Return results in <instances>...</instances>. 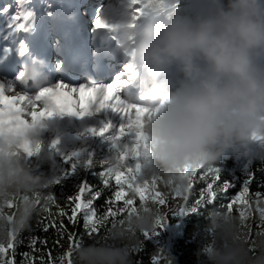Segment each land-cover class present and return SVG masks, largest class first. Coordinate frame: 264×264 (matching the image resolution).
<instances>
[{
	"label": "clouds",
	"instance_id": "obj_1",
	"mask_svg": "<svg viewBox=\"0 0 264 264\" xmlns=\"http://www.w3.org/2000/svg\"><path fill=\"white\" fill-rule=\"evenodd\" d=\"M199 2L194 13L162 15L163 5L153 0L143 27L125 31L117 49L129 72H140L145 82L143 94L126 102L147 110L139 129L144 139L135 158L137 176L141 184L155 182L165 193L184 186L188 173L213 165L230 150L264 141V0ZM166 3L173 6L172 0ZM30 60L47 77L43 86L60 71L38 56ZM40 86L39 79L30 81L35 92ZM44 131L42 124L0 138V245L30 230L43 208L51 206L55 185L26 162L32 157L51 161L41 141ZM119 164L117 157L107 161ZM248 199L264 207V196ZM55 208L62 210L59 204ZM173 210L146 199L123 223L105 228L112 222L101 221L106 235L65 253H72L71 264H133L130 253L140 247L141 236ZM208 228L213 240L194 253L196 264H264V216L252 205L243 215L234 208L212 213Z\"/></svg>",
	"mask_w": 264,
	"mask_h": 264
},
{
	"label": "snow or ice",
	"instance_id": "obj_2",
	"mask_svg": "<svg viewBox=\"0 0 264 264\" xmlns=\"http://www.w3.org/2000/svg\"><path fill=\"white\" fill-rule=\"evenodd\" d=\"M13 4L0 7V35L8 46L0 48V74L13 73L12 79H0V138L6 136H17L28 127H37L43 124V121L54 116L76 115L80 118L93 116L102 110H110L119 114L123 123L120 125L118 132L111 139L113 145L117 147L119 155L117 160L119 165H106L100 173L103 180V188L110 190L111 195L105 201L108 205L103 214H99L94 207V201L101 198L102 192H93V190L85 185L81 191L68 201L70 214L61 210L53 213L51 208L58 204L54 196L50 195L48 200L51 201L50 207L43 208L44 220H42V230L48 231L49 228L57 230V234L64 238L67 229L62 221H58L54 216L66 217L68 223L75 224L77 214L83 213V228L88 235H93L102 227L101 221H111L112 225L119 221L123 223V217L130 215L137 209L139 203L144 200H151L165 205L169 197L173 200H180L182 203L177 204L172 214L180 215L190 199V193L194 190V177L198 176L199 181H207V191L199 194L200 199L214 198L217 193L216 178L210 175H202L201 170L195 173H188L185 177L184 186H176L173 190L165 193L160 190L158 185L153 182L149 184L145 181L141 184L137 176L135 158L138 155V148L143 141V133L139 131L143 124V118L147 110L138 106L127 105L120 97L119 92L125 80L124 73L114 76V80L110 84L100 85H82L72 87L63 81L43 86L47 82V77H43L35 67L34 61L30 60L33 53L34 33L37 32L38 14L35 7L32 6V0H14ZM45 12L48 19L52 22L51 27L55 29L56 15L54 5L47 3ZM107 25L99 18L94 21L93 30L106 28ZM67 35L56 40L57 49L65 55L67 45ZM17 58L22 61V70L16 71ZM65 55V59L67 60ZM55 69H60L59 73L64 74V62H58ZM39 79L41 86L39 91L34 95H30L27 87L22 91H17V82L21 86H30V81ZM7 93H11L8 95ZM75 94V98H74ZM37 102L42 105V110L37 111ZM135 117H132V113ZM29 115L31 121L23 117ZM112 125L107 124L102 129H90L92 135H104L111 131ZM125 137L130 138V144L121 146L119 142ZM25 152L31 155L30 146L25 144ZM89 165L91 160L88 161ZM114 181V185H113ZM224 189H220L223 191ZM136 194V198H130L132 193ZM255 196H264L257 193ZM249 192L240 193L234 200L228 203V209L232 210L234 205L242 206L240 213L243 215L248 211L249 206H253V202L248 199ZM118 202H122L118 204ZM199 202V201H198ZM115 206L114 210L113 207ZM254 208L264 216V207H261L259 201L254 204ZM167 216L161 217L157 221L156 228L163 227ZM103 227L107 228L106 225ZM155 235V231L151 233ZM147 235V233H146ZM69 241H74L72 248L80 246V240L76 239L71 233L66 237ZM5 250L0 248V253ZM71 264L72 253H64L58 258H53L48 253L46 264Z\"/></svg>",
	"mask_w": 264,
	"mask_h": 264
},
{
	"label": "rangeland",
	"instance_id": "obj_3",
	"mask_svg": "<svg viewBox=\"0 0 264 264\" xmlns=\"http://www.w3.org/2000/svg\"><path fill=\"white\" fill-rule=\"evenodd\" d=\"M185 1L186 0H180L177 6L169 8L168 12L171 13L174 10L189 12L190 6H192L194 0H191L187 4H185ZM95 3H97L95 7H93L92 3L82 6L88 15V20L85 23V30L87 32L93 30L94 21L101 10L108 15V23L112 24V26L114 25L113 27H117L118 25L122 30L118 33L119 37H121L123 30L129 29L136 32L139 26L144 24L143 16H145V14H141L142 17L139 18L141 21H139L140 24L137 26L135 24L132 27H122L127 24V21L131 20L134 12L128 11V7L121 6L122 4L118 2V0H99ZM200 7L201 5L199 2L198 6L192 9V12L198 11ZM119 9L121 10L119 11ZM105 10L107 12H105ZM116 75L115 73L101 84H110ZM56 82L61 81L57 80ZM79 85L91 86L93 84L81 83ZM122 100L124 102L127 101L125 99ZM40 110H42V105L39 103L37 104V111ZM132 117H135V113H132ZM23 118L27 119L29 122L31 121L29 115H25ZM122 123L123 121L119 114L113 112L106 113V110H102L93 116H86L83 118L76 115H65L54 116L43 121L45 131L41 136V141L44 151L51 155L52 159L51 161L44 162L36 157H32L26 162L33 168L35 174L48 177L52 181L55 186L51 195L55 197L56 202L60 205L62 210L70 212V207L67 204L69 199L74 198L85 185L89 186L93 192L103 186L100 173L107 165V161L119 155V151L117 147L113 145L111 138L116 135ZM107 124L112 125L110 132L104 135L91 134L90 129L99 131ZM126 143H131L130 138L125 137L119 142L121 146ZM53 144H55V147H53ZM68 153H71L69 161L70 167L64 163ZM258 157L263 159L262 162L264 161V141L246 147H237L234 151L230 150L217 161L220 165L217 166L214 163L202 169V175H210L216 178V187L224 189L223 191L217 190L214 198L200 199L199 194L207 191V181L201 182L198 176L194 177V190L190 193V199L187 201L184 211L180 215H167L163 227L154 230L156 233L155 235L147 233L155 247L152 254V264H162V260L164 259L169 260L171 264H196L194 253L197 249L192 251L188 249L184 252L183 248L175 246L173 248L175 254L170 253L172 230L177 227L191 210L197 209L204 202L213 205L212 207L214 210L212 213H214L228 208V203L244 191H248L250 197H255L257 193L264 194V175L256 174L252 177V173L249 172L248 169V164L251 165L255 158ZM89 160H91L90 165L88 163ZM260 168L262 167H257L259 172L261 171ZM158 187L160 188L161 186L158 185ZM179 203H182V201L178 199L173 200L170 196L169 200L162 207L175 208ZM234 209L240 211L242 210V206L239 204L234 205ZM51 211L54 214L59 212L56 210L55 206L51 208ZM54 218L60 219L58 215L54 216ZM253 227L255 228L257 225L254 223ZM74 232L82 236L87 235V231L83 228V215L77 216L76 223L72 224L66 233ZM212 240L213 234L208 228L199 235L197 245L200 249H207ZM68 243H70V241L67 239L66 245H68ZM8 245L10 248V241ZM1 246L2 245H0V247ZM65 252L66 249L64 250V253ZM178 254L182 257H177L176 255ZM202 259L206 260V257H202Z\"/></svg>",
	"mask_w": 264,
	"mask_h": 264
},
{
	"label": "trees",
	"instance_id": "obj_4",
	"mask_svg": "<svg viewBox=\"0 0 264 264\" xmlns=\"http://www.w3.org/2000/svg\"><path fill=\"white\" fill-rule=\"evenodd\" d=\"M180 0H172L173 6H168L166 0H158L163 6L160 8L162 15L171 14L173 12H180L182 10H174L171 13L168 12L169 8L177 6ZM198 2V0H196ZM153 3V0H132L130 5V11L134 12L131 20L128 21L129 24L133 25L134 22L139 19L142 15H146V8L149 4ZM70 157L71 153H68L67 159L64 163L70 167ZM215 165H220V163L215 162ZM95 192H102L101 198L94 201V207L99 214H103L107 209L108 205L105 201L111 195L110 190H105L102 187L98 188ZM122 202H118L120 204ZM213 205L209 203H202L197 209H193L189 214L181 221L179 226L173 230L170 243V253L175 254L173 248L179 246L183 248L184 252L188 249L190 251L200 248L198 244L199 235L203 233L205 229H208L210 224V216L213 212ZM115 206L113 207L114 210ZM70 214V212H68ZM83 215V213H78L77 216ZM57 219V218H55ZM42 220L44 217H39L38 220L34 222L31 229L17 235H14L7 245H2L5 251L0 253V264H46L48 253L50 252L53 258H58L59 255L64 254V250L68 247H72L74 241H70L66 245L67 233L64 238H61L57 234V230L54 228H49L48 231L42 230ZM62 221L68 230L72 224L68 223L66 217H60L57 219ZM110 228V225H106ZM76 239L82 241L84 244L93 243L91 237H101L106 235L103 227L98 229V232L93 235H79L78 233H71ZM155 250L154 243L148 237V235L143 234L141 236L140 247L133 250L130 255L133 258V264H152V254ZM177 257H182L180 254Z\"/></svg>",
	"mask_w": 264,
	"mask_h": 264
},
{
	"label": "bare ground",
	"instance_id": "obj_5",
	"mask_svg": "<svg viewBox=\"0 0 264 264\" xmlns=\"http://www.w3.org/2000/svg\"><path fill=\"white\" fill-rule=\"evenodd\" d=\"M86 1H88L89 2V0H86ZM96 1H99V0H92V5H93V7H95L96 6V4L97 3H95ZM118 2H120L122 5L121 6H123V3L124 2H126V0H118ZM108 8V7H107ZM105 12H107L106 10H105ZM97 18H99V19H101L105 24H108V22H107V19H108V15L106 14V13H103L102 12V10L100 11V13H99V15H98V17ZM96 18V19H97ZM144 25V24H143ZM143 25H142V27H143ZM110 28H112V27H110ZM110 34H115V32L114 31H112L111 30V32H110ZM116 38L119 40L120 39V37L119 36H117L116 35ZM108 67L110 68V69H116V67H117V63H112V64H108ZM116 74H119V72H118V70L116 71ZM13 77H11V78H0V79H12ZM122 79H124V77H122ZM105 81H101V82H98V83H96L95 85H99V84H101V83H104ZM125 83V82H124ZM68 85V84H67ZM69 86H72V87H78V86H81V85H79V84H77V85H69ZM125 87L123 88V91H121L120 90V92H119V95H120V97H121V99H125L126 98V96H125V89H126V85H124ZM18 91H22V88H21V85H19V83L17 82V88H16ZM8 95H11V93H7ZM30 95H32V94H35V93H29ZM74 98H75V94H74ZM127 101H125V103H126ZM37 104H39V102H37ZM109 112H111L110 110H106V113H109ZM134 113V112H133ZM111 114V113H110ZM132 115V114H131ZM263 158V157H262ZM262 160L263 159H261V158H255V160H254V162H252V164L251 165H249L248 164V169H249V172H251L252 173V177H254L256 174H258V175H264V161L262 162ZM260 161V162H259ZM257 167H262V168H260V172L258 171V169H257ZM263 184V183H262ZM264 185V184H263Z\"/></svg>",
	"mask_w": 264,
	"mask_h": 264
}]
</instances>
